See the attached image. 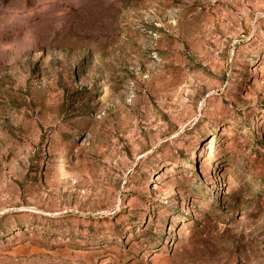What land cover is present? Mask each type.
I'll use <instances>...</instances> for the list:
<instances>
[{
	"label": "rangeland",
	"instance_id": "obj_1",
	"mask_svg": "<svg viewBox=\"0 0 264 264\" xmlns=\"http://www.w3.org/2000/svg\"><path fill=\"white\" fill-rule=\"evenodd\" d=\"M0 264H264V0H0Z\"/></svg>",
	"mask_w": 264,
	"mask_h": 264
}]
</instances>
